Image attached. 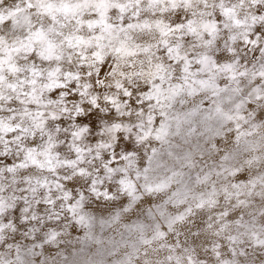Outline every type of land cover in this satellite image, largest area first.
<instances>
[{
    "label": "clouds",
    "instance_id": "clouds-1",
    "mask_svg": "<svg viewBox=\"0 0 264 264\" xmlns=\"http://www.w3.org/2000/svg\"><path fill=\"white\" fill-rule=\"evenodd\" d=\"M0 264H264V0H0Z\"/></svg>",
    "mask_w": 264,
    "mask_h": 264
}]
</instances>
